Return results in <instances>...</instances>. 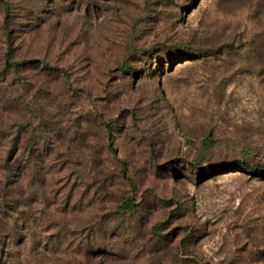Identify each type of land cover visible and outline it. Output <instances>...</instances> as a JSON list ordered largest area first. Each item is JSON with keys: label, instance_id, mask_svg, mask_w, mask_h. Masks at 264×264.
Listing matches in <instances>:
<instances>
[{"label": "rangeland", "instance_id": "1", "mask_svg": "<svg viewBox=\"0 0 264 264\" xmlns=\"http://www.w3.org/2000/svg\"><path fill=\"white\" fill-rule=\"evenodd\" d=\"M262 165L264 0H0V264H264Z\"/></svg>", "mask_w": 264, "mask_h": 264}, {"label": "trees", "instance_id": "2", "mask_svg": "<svg viewBox=\"0 0 264 264\" xmlns=\"http://www.w3.org/2000/svg\"><path fill=\"white\" fill-rule=\"evenodd\" d=\"M6 14H8V9H6ZM7 37L10 40V37H11L10 33H7ZM8 54H9V52H8ZM237 164H239V165L243 164L244 165L245 162L237 161ZM255 170H256L257 173H259V172L263 173L264 172V165L257 167ZM124 204H125L124 208H127V209H131L132 208V204H130V202L125 201ZM7 205L9 206L8 212H10V210H11V212H13L15 210V208L13 206L11 207L9 204H7ZM13 214H14V212H13ZM7 216H9V219L4 221L5 222L4 224H3V222L0 223V234L3 231H8V230L12 232V225H13L14 219L12 218V215L10 216V215L7 214Z\"/></svg>", "mask_w": 264, "mask_h": 264}]
</instances>
